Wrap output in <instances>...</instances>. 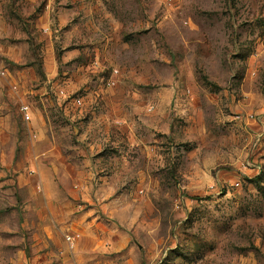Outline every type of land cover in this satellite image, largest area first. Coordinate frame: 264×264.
I'll list each match as a JSON object with an SVG mask.
<instances>
[{"label":"rangeland","instance_id":"1","mask_svg":"<svg viewBox=\"0 0 264 264\" xmlns=\"http://www.w3.org/2000/svg\"><path fill=\"white\" fill-rule=\"evenodd\" d=\"M0 70V264H264V0H0Z\"/></svg>","mask_w":264,"mask_h":264},{"label":"built area","instance_id":"2","mask_svg":"<svg viewBox=\"0 0 264 264\" xmlns=\"http://www.w3.org/2000/svg\"><path fill=\"white\" fill-rule=\"evenodd\" d=\"M0 74H4V71H2V70H0ZM21 111H22V113H23V115H24V117L26 118V119H30V117H31V111H30V109L28 108V105L27 104H24V105H22L21 106ZM67 240H69L70 242L72 241V236H70V235H68L67 237Z\"/></svg>","mask_w":264,"mask_h":264}]
</instances>
